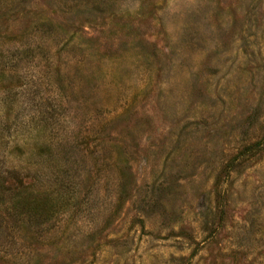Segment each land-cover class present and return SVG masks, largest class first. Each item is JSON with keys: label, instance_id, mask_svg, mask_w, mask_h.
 <instances>
[{"label": "rangeland", "instance_id": "rangeland-1", "mask_svg": "<svg viewBox=\"0 0 264 264\" xmlns=\"http://www.w3.org/2000/svg\"><path fill=\"white\" fill-rule=\"evenodd\" d=\"M264 0H0V264H264Z\"/></svg>", "mask_w": 264, "mask_h": 264}, {"label": "trees", "instance_id": "trees-1", "mask_svg": "<svg viewBox=\"0 0 264 264\" xmlns=\"http://www.w3.org/2000/svg\"><path fill=\"white\" fill-rule=\"evenodd\" d=\"M263 143H264V134L260 140L250 143L249 147H247V150H250L252 154H255L256 152H258V150H260V147L262 146Z\"/></svg>", "mask_w": 264, "mask_h": 264}]
</instances>
